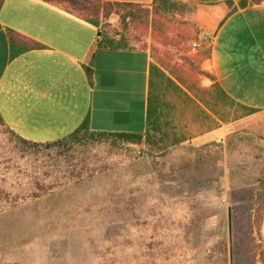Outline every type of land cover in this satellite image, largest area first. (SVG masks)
Segmentation results:
<instances>
[{
    "label": "rangeland",
    "instance_id": "obj_1",
    "mask_svg": "<svg viewBox=\"0 0 264 264\" xmlns=\"http://www.w3.org/2000/svg\"><path fill=\"white\" fill-rule=\"evenodd\" d=\"M51 1L208 84L210 38L193 3ZM165 90L160 123L191 135L165 152L146 137L34 144L0 119V264H264V111L230 99L218 114L187 108Z\"/></svg>",
    "mask_w": 264,
    "mask_h": 264
},
{
    "label": "crops",
    "instance_id": "obj_2",
    "mask_svg": "<svg viewBox=\"0 0 264 264\" xmlns=\"http://www.w3.org/2000/svg\"><path fill=\"white\" fill-rule=\"evenodd\" d=\"M186 1L197 6L194 18L211 36L206 86L218 81L237 102L264 111V0ZM100 31L50 0H3L0 114L17 134L47 143L85 122L95 131L146 130L151 49L103 47ZM209 131L198 138L217 134ZM261 234L264 242V217Z\"/></svg>",
    "mask_w": 264,
    "mask_h": 264
},
{
    "label": "trees",
    "instance_id": "obj_3",
    "mask_svg": "<svg viewBox=\"0 0 264 264\" xmlns=\"http://www.w3.org/2000/svg\"><path fill=\"white\" fill-rule=\"evenodd\" d=\"M51 1V0H50ZM58 2L68 3L72 5H81L83 2L85 5L84 8H90L96 6L97 0H57ZM107 2H111L108 0H104ZM3 0H0V5L2 4ZM116 3H124V4H131V5H139V6H150V5H142V4H134L129 2H116ZM241 4H244V1H241ZM173 5L170 0H155L154 6L156 8H162V6L167 7ZM175 8V6H172ZM170 9V8H168ZM74 13L73 11H71ZM76 14V13H74ZM78 15V14H77ZM80 16V15H79ZM82 17V16H80ZM84 18V17H83ZM96 25L99 26V20L92 18L87 19L84 18ZM101 30V37L102 40L100 41L101 46L103 47H112V48H126L131 47L128 45L125 38H116L112 36L110 33L105 31L103 28L99 26ZM211 53V48H209L208 54ZM151 83H150V96H149V107H148V121L147 127L144 132H109V131H95L92 130L88 124L85 122L78 130H76L70 136L54 141V142H47V143H40L28 140L23 138L19 134H17L8 124L5 123L4 119L0 114V119L9 127L11 128L17 135L23 138L27 142H31L34 144H47V145H56V144H90V143H98L102 142L104 138H125L126 140H131L135 142H141L144 137L150 143L157 145V147L163 152L167 151L169 147L176 143L187 139L190 135L185 134V128L178 130L176 126H170L168 129L160 123V107H161V97L164 93L165 88L169 89L171 94L174 96L175 94H183L184 95V103L187 108L190 106H196L201 109L206 108L210 109L218 114L220 111L217 106L224 100L230 99L233 102H237L233 97H231L222 87L220 82L216 81L211 86H203L201 83H191L187 79L180 77L176 72H171L172 75L180 79L179 83L173 76L168 75L166 70L158 63L152 61L151 66ZM174 73V74H173ZM176 73V74H175ZM180 77V78H179ZM166 84H168L166 86ZM165 86V88H164ZM239 103V102H238ZM241 105L246 106L245 104L239 103ZM206 113L210 115L207 111ZM159 115V116H158ZM220 120L218 118L215 119V124L213 127H217L220 125L222 120H225L223 116L219 115ZM184 131V132H182Z\"/></svg>",
    "mask_w": 264,
    "mask_h": 264
},
{
    "label": "water",
    "instance_id": "obj_4",
    "mask_svg": "<svg viewBox=\"0 0 264 264\" xmlns=\"http://www.w3.org/2000/svg\"><path fill=\"white\" fill-rule=\"evenodd\" d=\"M102 32L100 31V34H101ZM229 222H231V211H230V217H229ZM228 225V222H226V226Z\"/></svg>",
    "mask_w": 264,
    "mask_h": 264
},
{
    "label": "built area",
    "instance_id": "obj_5",
    "mask_svg": "<svg viewBox=\"0 0 264 264\" xmlns=\"http://www.w3.org/2000/svg\"><path fill=\"white\" fill-rule=\"evenodd\" d=\"M207 35H208L207 37L211 38V36L209 34H207Z\"/></svg>",
    "mask_w": 264,
    "mask_h": 264
}]
</instances>
